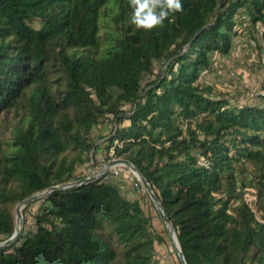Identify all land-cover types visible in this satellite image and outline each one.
Returning a JSON list of instances; mask_svg holds the SVG:
<instances>
[{
  "label": "trees",
  "instance_id": "1",
  "mask_svg": "<svg viewBox=\"0 0 264 264\" xmlns=\"http://www.w3.org/2000/svg\"><path fill=\"white\" fill-rule=\"evenodd\" d=\"M243 7L264 23V0H183L152 29L131 23L130 0H0V114L12 115L0 123V242L18 203L87 177L78 167L103 152L149 180L188 264H264V106L199 81L212 52H230ZM157 61L166 73L146 82ZM110 173L25 206L42 201L36 229L0 248V264H159L168 231L149 193L130 198Z\"/></svg>",
  "mask_w": 264,
  "mask_h": 264
},
{
  "label": "rangeland",
  "instance_id": "2",
  "mask_svg": "<svg viewBox=\"0 0 264 264\" xmlns=\"http://www.w3.org/2000/svg\"><path fill=\"white\" fill-rule=\"evenodd\" d=\"M237 24L235 30L237 34L233 36V45L228 54H221L217 51L211 53V64L201 73L199 81L203 84L212 87V94L216 97H225L233 105H259L264 106V99L258 95L260 88L264 83V23L258 21L254 23L251 15L246 8H240L236 14ZM166 64L163 61L155 62V73L146 78V82L154 79L158 74L166 73ZM4 114H0V123L8 125V120ZM6 118V119H5ZM111 124H106L96 130V137L101 134H110ZM103 142L98 139L97 143ZM92 159L77 169V172L89 175L98 174L106 161V153L99 152L91 154ZM116 158H125L123 156ZM96 161V165L94 164ZM244 166L248 172L254 171L252 163H245ZM129 169L115 177V180L122 183V190L130 198H141L144 190L138 191L132 185V176L129 174ZM88 175V176H89ZM131 175V176H130ZM128 176V177H127ZM254 188H249L246 194L248 200L255 198L253 192ZM150 196V195H149ZM150 199L152 200L151 196ZM146 200V210L155 217L154 224L157 232L164 233V228L167 229V224L160 216L158 209L151 200ZM42 201H36L31 204L26 215L22 211V227L25 226L27 230L36 229L35 215L39 212ZM17 206L14 208L15 220L17 216ZM156 256L159 264H183L179 255L177 254L172 240L169 236L166 237L164 243H156Z\"/></svg>",
  "mask_w": 264,
  "mask_h": 264
},
{
  "label": "water",
  "instance_id": "3",
  "mask_svg": "<svg viewBox=\"0 0 264 264\" xmlns=\"http://www.w3.org/2000/svg\"><path fill=\"white\" fill-rule=\"evenodd\" d=\"M118 165H123L125 167H127L129 169V171L133 174L134 177L138 178L141 183L143 184L145 190L149 193V195L151 196L152 200L154 201L158 212L160 214V216L164 219V221L167 224V228H168V233L169 236L172 240V243L174 245V248L177 252V254L179 255L181 261L183 264H188L187 259L184 255L183 249L181 247V244L179 242L178 236L176 234L175 228L173 226L172 221L170 220V218L168 217L164 207L161 204V201L159 200L158 196L156 195L155 191L153 190V187L151 185V183L149 182V180L141 173V171L128 159L126 158H112L109 159L108 161L105 162L102 170L96 174V175H89L83 179L74 181V182H70L67 184H63V185H54L42 192H38L35 193L29 197H27L26 199H24L22 202L18 203L17 206V216H16V220H15V231L12 234V236L4 241L0 242V248H3L7 245H9L11 242L15 241L22 229V211L23 208L25 206H27L28 204H30L31 202L37 200L38 198H41L45 195H47L48 193H50L51 191L58 189V188H69V187H73V186H77V185H81L90 181H93L101 176H103L108 170H110L112 167L118 166Z\"/></svg>",
  "mask_w": 264,
  "mask_h": 264
},
{
  "label": "clouds",
  "instance_id": "4",
  "mask_svg": "<svg viewBox=\"0 0 264 264\" xmlns=\"http://www.w3.org/2000/svg\"><path fill=\"white\" fill-rule=\"evenodd\" d=\"M130 20L136 27L152 29L162 25L170 13L183 9V0H130Z\"/></svg>",
  "mask_w": 264,
  "mask_h": 264
},
{
  "label": "built area",
  "instance_id": "5",
  "mask_svg": "<svg viewBox=\"0 0 264 264\" xmlns=\"http://www.w3.org/2000/svg\"><path fill=\"white\" fill-rule=\"evenodd\" d=\"M258 95H260V97H262L264 99V83L262 85V87L260 88L259 92H258ZM127 167L123 166V165H118V166H115V167H112L110 170H111V173L108 175L109 178H115V177H118L119 175H121L125 169ZM129 174H131V172L129 171ZM132 185L138 190H142L144 188L143 184L141 183V181L135 177V179H133L132 181Z\"/></svg>",
  "mask_w": 264,
  "mask_h": 264
}]
</instances>
